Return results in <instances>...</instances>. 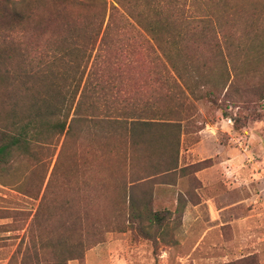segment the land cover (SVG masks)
<instances>
[{"label": "rangeland", "instance_id": "374dc122", "mask_svg": "<svg viewBox=\"0 0 264 264\" xmlns=\"http://www.w3.org/2000/svg\"><path fill=\"white\" fill-rule=\"evenodd\" d=\"M78 1L54 30L61 20L91 17ZM130 2L149 18L161 11L170 20L204 19L175 24L204 33L186 57L215 96L195 100L162 57L153 62L135 45L123 58L125 97L157 107L150 120L180 127L133 137L124 129L94 136L84 125V136L64 147L62 138L14 157L0 169V264H264V0ZM32 4L44 16L56 13L54 0ZM118 9L124 19L116 23L136 27L127 28L135 44L144 32ZM217 45L225 54L228 45L230 74ZM130 203L165 220L137 229Z\"/></svg>", "mask_w": 264, "mask_h": 264}, {"label": "trees", "instance_id": "16d2710c", "mask_svg": "<svg viewBox=\"0 0 264 264\" xmlns=\"http://www.w3.org/2000/svg\"><path fill=\"white\" fill-rule=\"evenodd\" d=\"M72 1L76 2L54 0L56 13L44 16L33 6V0H0V169L7 168L16 156H31L35 148L55 147L62 138L64 147L69 140L84 136L80 128L84 125H89L94 136L124 129L133 137L158 126L180 127L178 123L150 120L147 116L159 113L157 107L139 106L125 97L126 66L122 64L127 63L123 58L134 54L138 45L140 51L153 56V62L162 57L195 100L215 96L193 75L198 70L196 60L188 59L190 42H204V33L190 32L175 24L189 26L203 18H184L179 13L176 20H170L162 17L161 11L149 18L138 12L130 0H84L80 4L92 9L91 17L82 23L61 20L60 27L54 30V24L60 21L57 19ZM118 6L147 39L140 32V42L136 40L134 44L127 38V28L133 32L136 27L116 23L118 17L124 19ZM192 36L198 41H193ZM216 47L225 64L222 68L230 74L228 45L227 54L221 46ZM116 64H120L118 68ZM203 67L207 69L209 64ZM233 86L231 82L227 90ZM130 208L137 229L143 221L160 225L165 220V214L159 212L146 211L144 217L133 203Z\"/></svg>", "mask_w": 264, "mask_h": 264}]
</instances>
